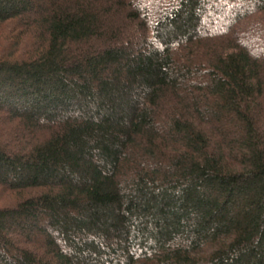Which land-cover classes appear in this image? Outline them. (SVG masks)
Returning a JSON list of instances; mask_svg holds the SVG:
<instances>
[{"label":"trees","instance_id":"16d2710c","mask_svg":"<svg viewBox=\"0 0 264 264\" xmlns=\"http://www.w3.org/2000/svg\"><path fill=\"white\" fill-rule=\"evenodd\" d=\"M0 26V264H264V0H0Z\"/></svg>","mask_w":264,"mask_h":264},{"label":"rangeland","instance_id":"374dc122","mask_svg":"<svg viewBox=\"0 0 264 264\" xmlns=\"http://www.w3.org/2000/svg\"><path fill=\"white\" fill-rule=\"evenodd\" d=\"M6 34H7V31L5 30V27L4 26H0V35L2 36L1 39L3 38V35L5 36ZM9 48H10L9 44H8V47H7V44H5V42L0 40V54H1V51H2L3 54L6 53V51Z\"/></svg>","mask_w":264,"mask_h":264}]
</instances>
